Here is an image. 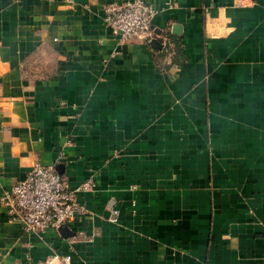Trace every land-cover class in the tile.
<instances>
[{
    "label": "crops",
    "instance_id": "0c3cea01",
    "mask_svg": "<svg viewBox=\"0 0 264 264\" xmlns=\"http://www.w3.org/2000/svg\"><path fill=\"white\" fill-rule=\"evenodd\" d=\"M122 1L0 0V195L96 185L69 238L0 205V264H264V0H145L160 48L118 44Z\"/></svg>",
    "mask_w": 264,
    "mask_h": 264
},
{
    "label": "built area",
    "instance_id": "2783aa9c",
    "mask_svg": "<svg viewBox=\"0 0 264 264\" xmlns=\"http://www.w3.org/2000/svg\"><path fill=\"white\" fill-rule=\"evenodd\" d=\"M156 13L145 0H125L104 6V22L119 45L131 41L149 44L158 37L163 46H168L167 36L157 35L152 27ZM95 186L94 181L88 179L72 189L55 166L35 164L24 180L2 192L0 205L8 221L21 224L26 233L43 235L48 230L58 232L61 227L71 229L77 220L86 216L88 211L79 201V195L93 192ZM39 264H72V258L53 254Z\"/></svg>",
    "mask_w": 264,
    "mask_h": 264
},
{
    "label": "water",
    "instance_id": "95a60500",
    "mask_svg": "<svg viewBox=\"0 0 264 264\" xmlns=\"http://www.w3.org/2000/svg\"><path fill=\"white\" fill-rule=\"evenodd\" d=\"M173 30H174V32L177 33V34H180V33H181V28H180V26H174V27H173ZM150 44H151L152 46L156 47V48H160V47H161V44H160L158 41H156V40H152V41L150 42ZM56 170H57V168H56ZM57 172L60 174L59 170H57ZM58 232H59V234H60L63 238H69V237H73V236L76 235L75 232L71 231V230H70L69 228H67V227H61V228H59V229H58Z\"/></svg>",
    "mask_w": 264,
    "mask_h": 264
}]
</instances>
